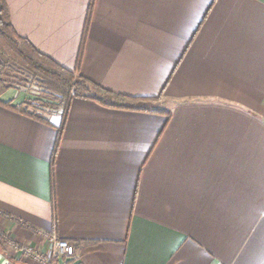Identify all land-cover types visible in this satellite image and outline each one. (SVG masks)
<instances>
[{"label": "crops", "instance_id": "0c3cea01", "mask_svg": "<svg viewBox=\"0 0 264 264\" xmlns=\"http://www.w3.org/2000/svg\"><path fill=\"white\" fill-rule=\"evenodd\" d=\"M7 2L107 102L63 123L0 96V226L74 245L54 264H264V0ZM0 264L35 263L0 244Z\"/></svg>", "mask_w": 264, "mask_h": 264}, {"label": "trees", "instance_id": "16d2710c", "mask_svg": "<svg viewBox=\"0 0 264 264\" xmlns=\"http://www.w3.org/2000/svg\"><path fill=\"white\" fill-rule=\"evenodd\" d=\"M0 52L7 55L19 71L30 78L29 80L44 88L47 99L64 111L63 123L75 97H90L107 102L104 96L97 97L93 93L94 84L42 53L30 40L18 34L11 22L7 0H0ZM11 88L16 87L0 79V96ZM0 102L2 103L1 100ZM43 103L45 100L37 97L34 100L28 99L19 106L5 104L28 116L46 120L45 113L41 112L42 107L46 105Z\"/></svg>", "mask_w": 264, "mask_h": 264}, {"label": "built area", "instance_id": "2783aa9c", "mask_svg": "<svg viewBox=\"0 0 264 264\" xmlns=\"http://www.w3.org/2000/svg\"><path fill=\"white\" fill-rule=\"evenodd\" d=\"M37 235L44 243L47 242L51 245L52 248L50 252H43L33 244L20 242L13 237L12 233L6 231L3 232L4 245L11 252L21 253L32 262L38 264H54L55 255L72 257L75 254L74 245L66 240H59L55 234L38 230Z\"/></svg>", "mask_w": 264, "mask_h": 264}, {"label": "rangeland", "instance_id": "374dc122", "mask_svg": "<svg viewBox=\"0 0 264 264\" xmlns=\"http://www.w3.org/2000/svg\"><path fill=\"white\" fill-rule=\"evenodd\" d=\"M16 68L17 67L15 66L14 62L7 55L0 52V79L6 80L8 84H11L16 88H18L19 90L29 94L30 96V97L28 96L29 99L34 100L37 99V97H40V99L43 98L45 100V103L43 104L46 105L42 107L43 110L40 111L45 114H55L58 108L55 107L56 105H54L52 102H50L47 99L44 88L40 86L38 83L29 80L30 78H27L28 76L25 73L20 72L19 69ZM48 103H52L53 105ZM4 231L7 230H5L3 227L0 226V244L5 250L10 251L4 245L5 244L3 238ZM26 260L32 262L28 257H26Z\"/></svg>", "mask_w": 264, "mask_h": 264}]
</instances>
